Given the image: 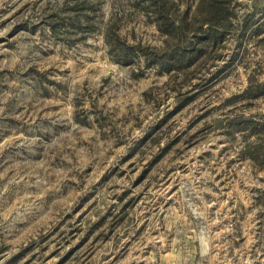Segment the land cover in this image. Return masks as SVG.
Listing matches in <instances>:
<instances>
[{
	"label": "rangeland",
	"instance_id": "374dc122",
	"mask_svg": "<svg viewBox=\"0 0 264 264\" xmlns=\"http://www.w3.org/2000/svg\"><path fill=\"white\" fill-rule=\"evenodd\" d=\"M146 2L0 0V264H264V0L179 72Z\"/></svg>",
	"mask_w": 264,
	"mask_h": 264
},
{
	"label": "trees",
	"instance_id": "16d2710c",
	"mask_svg": "<svg viewBox=\"0 0 264 264\" xmlns=\"http://www.w3.org/2000/svg\"><path fill=\"white\" fill-rule=\"evenodd\" d=\"M146 3L156 16L158 30L165 36V45L162 48L137 45V49L143 53L148 67L159 66L167 72L184 71L208 47L221 43L235 25L231 0H198L191 17L187 10L180 12L177 3L171 0H147ZM51 28L55 30L57 23L51 24ZM108 37H112L113 42H122L115 34ZM130 48L135 49L134 46ZM243 124L255 135L264 128V122L246 120Z\"/></svg>",
	"mask_w": 264,
	"mask_h": 264
}]
</instances>
